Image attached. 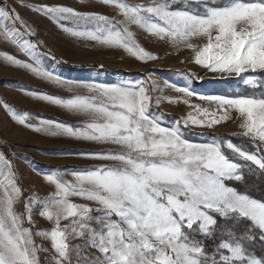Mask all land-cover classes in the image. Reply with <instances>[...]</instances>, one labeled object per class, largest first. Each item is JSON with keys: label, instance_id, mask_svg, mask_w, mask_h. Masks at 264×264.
I'll list each match as a JSON object with an SVG mask.
<instances>
[{"label": "snow or ice", "instance_id": "snow-or-ice-1", "mask_svg": "<svg viewBox=\"0 0 264 264\" xmlns=\"http://www.w3.org/2000/svg\"><path fill=\"white\" fill-rule=\"evenodd\" d=\"M97 2L115 8L120 19L64 5L32 10L57 22H70L73 28L61 27L73 37L122 48L143 62L157 57L139 45L133 27L174 46L186 44L196 51L195 63L211 72L264 73V0H224L219 6H212L217 0H192L203 6V13L174 9L178 0ZM4 21H11L13 27L0 28V37L16 44L33 62L3 54L11 66L69 91L83 89L90 94L62 99L30 93L85 117L75 127L50 120L34 127L27 123V113L16 111L9 112L11 119L37 132L110 145L112 150L83 154L104 162L98 167L45 174L44 181L54 191L43 198H25L22 213L15 211L23 196L18 176L0 151V264H43L40 253L50 250L37 244L36 237L50 242V264H264L250 247L257 235L264 242V201L225 183L242 180L246 166L264 173V154L231 142L191 143L182 138L179 127L181 123L184 127L189 123L212 127L228 119L232 109L241 119V135L264 153V98L200 96L216 104L217 112L222 113L219 119L196 108L200 115L211 117L207 123L190 115L177 121V127H162L150 112L154 102L160 103L152 95L157 87L154 81L100 84L62 80L41 66L36 44L17 41L18 35L34 33L7 0H0V22ZM17 23L23 33L15 28ZM200 36L207 37L208 43L196 50L188 41ZM245 83L255 81L245 79ZM170 86L186 96L196 95L187 87ZM68 175L72 179H65ZM74 197L87 203H75ZM35 214L52 228L34 231ZM243 221L249 227L237 232L233 226Z\"/></svg>", "mask_w": 264, "mask_h": 264}, {"label": "rangeland", "instance_id": "rangeland-1", "mask_svg": "<svg viewBox=\"0 0 264 264\" xmlns=\"http://www.w3.org/2000/svg\"><path fill=\"white\" fill-rule=\"evenodd\" d=\"M184 1L192 2V0ZM126 2L147 4L150 0H126ZM7 3L19 14L24 25L34 33L33 35H18L17 41L23 43L27 40L36 44L41 66L62 80L100 84H118L125 80L133 83L142 80L154 81L157 87L152 95L154 101L159 99L160 103L156 105L154 102L150 112L159 119L162 127H177V121H183L190 115L207 123L211 117L200 115L196 108L207 110L219 119L222 113L217 112L216 104L202 100L199 98L200 96H219L213 95L212 91L225 85L229 89L233 88L237 91L238 84L243 87L257 85L259 81L256 75L250 76L246 73L236 76L235 74L211 72L195 63L196 51L188 48L186 44L174 46L166 40L152 37L133 27L132 30L136 33L139 45L157 57L155 60L143 62L122 48H110L90 40L73 37L61 27L63 25L73 28L74 25L70 22H57L32 10L34 7L44 5H64L77 11L98 12L120 19L115 8L106 7L98 3L97 0H84L83 3L80 0H7ZM21 5L26 6L21 7ZM5 27L12 29L11 21L0 22V28ZM15 28L21 33L24 32V28H21L19 23L15 25ZM213 35L215 34L213 33ZM188 42L194 45L196 50H200L208 43V38L194 37ZM3 54H10L25 63L33 62L20 51L16 44L0 37V145L5 148L6 153L1 148L0 151L11 161L18 176L23 196L21 201L16 204L15 211L22 213L25 198L32 195L43 198L54 191L53 186L44 181L45 174H49L53 170H65L71 173L98 167L104 162L91 159L83 154L110 151L112 146L85 142L66 135H47L14 122L9 115L10 111H16L17 114L27 113L29 115L27 123L34 127H39L42 120L78 126L85 117L47 102L42 96H33L30 93L47 94L62 99L90 94L83 89L69 91L67 87H58L25 69L11 66L3 59ZM59 62L79 67L95 66L96 69L87 68L78 71L63 69L59 66ZM100 69L104 71H100ZM105 70H120L124 74L105 72ZM245 79H253L255 83L246 84ZM170 85L187 87L196 95L186 96ZM228 117L212 127L197 126L191 123L184 127L181 123L179 127L183 133L182 138L195 144H207L218 142V138L210 136L211 134H241L239 114L230 109ZM65 179L70 180L72 177L68 175L65 176ZM72 199L75 203H87L79 198ZM34 212H38V210L34 209ZM33 220L35 221L34 231L37 229L50 230L53 226L38 214L33 216ZM35 239L37 244L50 250L49 253H40L44 256L47 264H50V242L40 237Z\"/></svg>", "mask_w": 264, "mask_h": 264}, {"label": "trees", "instance_id": "trees-1", "mask_svg": "<svg viewBox=\"0 0 264 264\" xmlns=\"http://www.w3.org/2000/svg\"><path fill=\"white\" fill-rule=\"evenodd\" d=\"M224 2V0H217L216 4L212 6H219ZM9 6V5H8ZM174 9L178 10H188L190 12H198L203 13L204 8L202 5L195 4L193 2H186L184 0L178 1L173 5ZM59 66L63 69H70V70H84V69H96L95 66H89V67H79V66H72L67 65L62 62H59ZM100 71H104L101 70ZM105 72H113V73H120L124 74L123 71L120 70H110ZM246 75L250 76H257L259 81L257 82V85H237L239 88L237 91L233 88L229 89L226 85L223 87H220L219 89H215L212 91L213 95H219L227 98H247V97H256V98H264V73L257 72V73H246ZM200 85V84H199ZM231 85V84H229ZM212 137H217L218 142H231L249 152H255L258 155L264 154L257 150L255 145L249 142L248 138L243 137L241 134H211ZM0 148L6 153V150L3 146L0 145ZM226 152L231 156L230 150L225 149ZM243 163L242 161H238ZM253 170H250L249 167H245L243 169V179L240 181L236 180H228L225 183L229 186L234 188L237 192L241 194H246L249 197L256 199L258 201H264V173H261L258 169H255V166H252ZM237 232H243L247 230L249 227V222L243 221L237 225H234ZM209 247L212 246V242H208ZM251 251L257 258L264 259V242H262L259 239V236L257 235L254 242L250 245ZM41 260L43 264H47L44 256L40 254Z\"/></svg>", "mask_w": 264, "mask_h": 264}]
</instances>
